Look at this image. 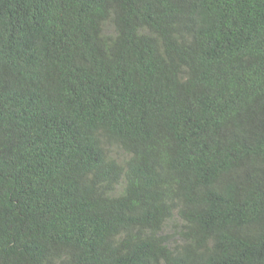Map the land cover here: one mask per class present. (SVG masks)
Wrapping results in <instances>:
<instances>
[{"label": "trees", "instance_id": "16d2710c", "mask_svg": "<svg viewBox=\"0 0 264 264\" xmlns=\"http://www.w3.org/2000/svg\"><path fill=\"white\" fill-rule=\"evenodd\" d=\"M0 264H264V0H0Z\"/></svg>", "mask_w": 264, "mask_h": 264}]
</instances>
